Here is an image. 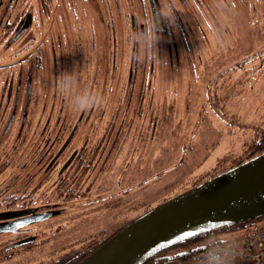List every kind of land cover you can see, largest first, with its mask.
<instances>
[{
    "label": "rangeland",
    "instance_id": "obj_1",
    "mask_svg": "<svg viewBox=\"0 0 264 264\" xmlns=\"http://www.w3.org/2000/svg\"><path fill=\"white\" fill-rule=\"evenodd\" d=\"M158 1L171 52L163 34L159 48L153 17H142L151 14L147 0L144 8L141 0H0V173L5 184L20 174L11 191L30 174L34 133L45 146L47 133L41 131L52 129L55 157L80 120L62 161L36 194L60 203L62 188L55 185L64 159L80 151L84 141L88 147L82 157L92 158L90 149L107 134L115 111L117 125L123 126L115 145L109 149L107 140L93 152L99 165L86 168L83 195L72 186L70 171L69 198L60 205L64 210L32 224L28 235L36 237L34 244L16 249L10 264L58 261L256 154L264 135V0ZM30 9L35 44L46 49L34 70L27 109L23 84L34 59L11 68L4 64L31 49L12 38ZM140 26L147 32L140 33ZM62 78L70 83L61 90ZM19 80L18 104L1 102L7 86L15 95ZM80 98L89 104L85 111L75 110ZM13 112L16 117L4 133ZM263 225L264 216L222 232L219 240L235 241ZM13 237L0 234L1 254Z\"/></svg>",
    "mask_w": 264,
    "mask_h": 264
},
{
    "label": "water",
    "instance_id": "obj_2",
    "mask_svg": "<svg viewBox=\"0 0 264 264\" xmlns=\"http://www.w3.org/2000/svg\"><path fill=\"white\" fill-rule=\"evenodd\" d=\"M30 23L28 16L24 29ZM263 216L264 152L146 211L77 264H145L194 237ZM26 221L29 223L26 219L0 223V234L16 231ZM212 243L215 241L209 240Z\"/></svg>",
    "mask_w": 264,
    "mask_h": 264
},
{
    "label": "flooded vegetation",
    "instance_id": "obj_3",
    "mask_svg": "<svg viewBox=\"0 0 264 264\" xmlns=\"http://www.w3.org/2000/svg\"><path fill=\"white\" fill-rule=\"evenodd\" d=\"M115 1L117 2V0ZM141 4H142V7L144 8L146 5L145 0H141ZM147 4L151 7V14L150 16H148L147 15L148 13H145L142 17H153L154 31L158 39L160 40L159 48H162V45H161L162 37L161 36L163 34V36L165 35L164 36L165 40L167 41L169 50L171 52L172 50L171 39H170V36H168L169 29L165 25V23H163L162 19L164 16H163L162 8L159 4V1L158 0H147ZM28 16H31V23L27 29H24V26L26 25L28 21ZM34 24H35V13L32 9H30L21 17V19L17 22L15 29L12 30V38H13L14 43L20 42L22 43L23 46H25L26 49L28 47L31 49L25 55L19 58L17 61H14L13 63L4 64V65H11L9 67L11 68L16 65L17 66L22 65L26 63L27 61L34 59V61H32L30 64L28 62L29 68H28L27 75H26L27 83L25 81V84H23L25 97H26L25 107L27 109H29L31 102L33 100L34 76L36 75L34 70H35L36 65H39V66L42 65V62L44 61V59L43 61L38 63V60L41 59L39 55L42 52V48L43 50L46 49L45 46H42V44L40 43L35 44L36 36H34V34L32 33V28L34 27ZM132 27H133V31L137 32L135 19L132 20ZM139 31L140 33L144 34L147 32V28H145L144 26H140ZM45 44H46V40L44 41V45ZM0 66H3V65H0ZM22 73L23 72H18V76L20 79L22 78V75H21ZM18 83H17L18 85L16 84V87H15V95L13 94L12 85L7 86L6 93H4L5 89L3 90V93L1 96V102L4 99H6L7 105H9L12 100L13 102H15V104H18L20 93L22 91V81L19 80ZM2 106L3 104L0 105V111H1ZM15 117H16V114L14 112L10 114V119H9L7 127L4 129L5 131L4 133H7L9 131V128L11 127ZM25 118L26 117H24V120ZM111 118H112V125L107 126L105 130V133L107 134H104L103 137H99L98 141L95 142V145L92 146V149H90L91 153L90 152L89 153L92 155V158H89L88 161L86 162L85 158L82 157L85 151L87 152L86 148L88 147L87 145L88 142L84 141L80 148L81 153L79 150L75 151L73 157L64 159V162L62 163L59 169L58 175H57L58 181L55 185V190H57V188H62V193H63L62 198L64 200H61L60 203L58 202L52 203L51 201H49L50 197L46 195L44 196L45 199H43L42 193L39 194V198L36 197V194L38 193V191L41 190L40 188L43 187L41 182L48 181V178H51V176H53V171L54 169H56L58 163L62 161L61 159L63 158L65 151L68 149L69 143L73 139V135L75 134L76 130L79 128L80 120L77 123L76 127L72 130L71 137L69 136L66 139L64 145L61 146L59 151L55 154V157L52 156L53 147H52L51 135H50V131H52V129L47 128L45 130L44 128L43 130L45 131L43 132L41 131V134L46 135L47 133L46 141H44L45 146H41V143L39 142V140L42 139V137L36 136V133H34L33 138H32L33 145L31 147V160H30V165H29L30 174L22 176V179H20V183L16 182V189L11 191L10 188L14 186L13 182L17 181L18 178H20V174L12 178V183H10L9 181V183L7 182L5 184L6 180L3 177L4 175L3 173H0V223L16 221V220H24V219L28 220L29 222L32 218H34L35 220L37 217H42L44 215L51 216L52 214L58 211L64 210V208L60 205L61 203L63 204V202L66 203L69 198L68 196L70 193L68 190V187H69V184H68L69 176L68 175L70 171H73L72 179H74V181L72 182V186H74V189H77V191L81 195H83V192L81 191V189L84 183L83 176H85L86 168L91 170V167H94L95 169V166L99 165V163L94 164V162L96 161V156L93 154V152L96 151L97 153V149L99 147H104L107 143V140H109V149H110L112 144L114 145L116 144V141H113L115 140L114 138L115 134H117V132L121 131V129L123 128V126L117 125L116 123L117 121L116 111L112 113ZM47 145L49 146L46 147ZM38 179H39V182H36V180ZM17 183L19 184L17 185ZM27 184L29 187L31 186V190H28L29 188L27 189L28 187ZM92 185H94L93 181L90 182L87 189H91ZM44 187H46V184L44 185ZM64 188H66V191H63ZM71 191L73 192V189H71ZM75 194H78V193H75ZM81 195L79 196L81 197ZM42 220L44 219L36 220L34 222H29V223H27L26 221L24 222L26 224H22V226L18 227L16 231L7 232V233H11L16 236V238L13 237L11 239L8 245L9 246H26V247L29 246L31 248L32 245L34 244V239L36 237L28 235V230L32 224L37 223ZM74 256L75 255H72V258H74ZM71 259L68 258L65 261H61L60 259L58 261H55L52 264H68Z\"/></svg>",
    "mask_w": 264,
    "mask_h": 264
},
{
    "label": "trees",
    "instance_id": "obj_4",
    "mask_svg": "<svg viewBox=\"0 0 264 264\" xmlns=\"http://www.w3.org/2000/svg\"><path fill=\"white\" fill-rule=\"evenodd\" d=\"M262 152H264V135H263V137H261L259 139V141L257 143V152L252 157H254V156H256V155H258V154H260ZM249 158H251V157H249ZM249 158L245 159L244 161L248 160ZM244 161H242V162H244ZM242 162H240V163H242ZM240 163H238L237 165H239ZM237 165H234V166H237ZM213 176H215V175H213ZM198 184H196V185H198ZM196 185H194V186H196ZM255 220L256 219H251V220H248V221H244V222L236 223V224H233V225H230V226H227V227H223V228L214 230L212 233H210V235L209 234L199 235L197 237H194V238H192V239H190L188 241H185V242L179 244L178 246H176V247H174V248H172L170 250L164 251V252L156 255L152 259L148 260L145 264H174L175 262H177L179 260L189 258L194 253L205 249L207 246H209V240H213L215 242L219 241V235H220V233L222 231L244 228L246 226L253 225ZM119 229H121V228H119ZM117 231H115V232H117ZM115 232H113L112 234H108L107 236L105 235V236H102V237L93 238L90 241H88L87 243H83L82 246L80 247V249L76 250L75 252H73L71 254H65L61 258V261H65L68 258L71 259L72 255H75L74 258H72L68 264H77L84 257H86L89 253H91L98 246H100L105 240H107ZM197 241H199L201 243L197 244L195 246L192 245L194 242H197ZM8 244L2 246L3 252H2V254L0 253V259L2 257H4V256H6V258L4 259L5 262L1 263V261H0V264H4V263L5 264H10V263H12V261L10 259H11V257H13L12 255L15 254L16 249H20L21 248L23 250V248L26 247V246H9ZM180 251H188V254L187 255H182V252H180ZM52 263H54V262H49L47 264H52ZM41 264H43V263H41Z\"/></svg>",
    "mask_w": 264,
    "mask_h": 264
},
{
    "label": "built area",
    "instance_id": "obj_5",
    "mask_svg": "<svg viewBox=\"0 0 264 264\" xmlns=\"http://www.w3.org/2000/svg\"><path fill=\"white\" fill-rule=\"evenodd\" d=\"M264 264V226L235 241H218L174 264Z\"/></svg>",
    "mask_w": 264,
    "mask_h": 264
},
{
    "label": "clouds",
    "instance_id": "obj_6",
    "mask_svg": "<svg viewBox=\"0 0 264 264\" xmlns=\"http://www.w3.org/2000/svg\"><path fill=\"white\" fill-rule=\"evenodd\" d=\"M149 39H154V36L149 34ZM70 81L67 78H62L60 82H58V89H64ZM94 106V104H93ZM89 107L88 102L84 98H80L79 103L76 105L75 110L85 111ZM211 264H217V261H212Z\"/></svg>",
    "mask_w": 264,
    "mask_h": 264
},
{
    "label": "crops",
    "instance_id": "obj_7",
    "mask_svg": "<svg viewBox=\"0 0 264 264\" xmlns=\"http://www.w3.org/2000/svg\"><path fill=\"white\" fill-rule=\"evenodd\" d=\"M139 217V216H138ZM132 220H133V218H131ZM128 220H130V219H128ZM131 221V220H130Z\"/></svg>",
    "mask_w": 264,
    "mask_h": 264
}]
</instances>
